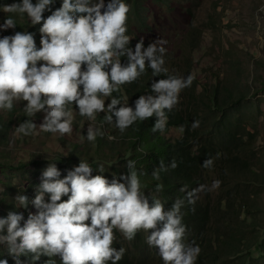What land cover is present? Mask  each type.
I'll return each mask as SVG.
<instances>
[{
  "label": "clouds",
  "instance_id": "9594fccd",
  "mask_svg": "<svg viewBox=\"0 0 264 264\" xmlns=\"http://www.w3.org/2000/svg\"><path fill=\"white\" fill-rule=\"evenodd\" d=\"M54 4L55 0H22L3 6L4 12L21 17L26 14L32 26L41 25L39 48L35 34L28 31L0 38V110L11 112L14 102L23 101L27 117L43 114L39 125L33 119L19 122L14 126L15 134L27 137L37 129L61 136L71 134L74 109L92 121L104 113L101 127L114 124L121 134L137 121L155 115L151 131L163 134L168 113L194 80L192 74L169 73L163 46L167 41L157 39L145 48L141 38L133 50L129 46L132 37L127 35L131 6L126 0H108L107 4L105 0H62L53 10ZM46 11L50 15L45 18ZM15 28L16 20L11 16L0 25V31ZM147 69L153 78L162 73L166 78L153 79L150 93L139 95L134 106L113 95L123 85L136 82ZM106 98L110 100L107 106ZM199 125L198 120L192 122L193 129ZM101 127L89 124L85 139L94 143L97 137L103 138ZM179 131H185L184 125ZM213 164V159H206L202 167L210 169ZM135 165L136 161L128 159V172L112 175L109 180L103 175V165L96 169L101 174L93 175L87 160L80 159L64 178H60L56 163H48L34 199L20 192L14 197L15 209L27 211L31 206L36 211H28L26 219L17 210L0 217V245L6 246L14 264H38L42 257H47L43 264H57V256L61 264H118L126 249L113 246L116 231L128 241L143 231L145 242L159 250L163 264H197L201 249L194 242H184L188 227L181 209L185 201L194 205L206 186L191 191L182 186L184 197L177 198L166 211L160 199L142 191L141 176L147 173ZM177 167L175 159L168 165L161 160L151 177L159 181L162 172ZM220 183L215 180L212 187ZM162 190L163 184L157 183L155 191ZM0 264H8V260L0 259Z\"/></svg>",
  "mask_w": 264,
  "mask_h": 264
},
{
  "label": "rangeland",
  "instance_id": "374dc122",
  "mask_svg": "<svg viewBox=\"0 0 264 264\" xmlns=\"http://www.w3.org/2000/svg\"><path fill=\"white\" fill-rule=\"evenodd\" d=\"M5 0H0V25L2 19L9 13L3 11ZM139 7L143 9L141 14L144 24L141 25L133 14L128 15V26L131 31L130 37L135 44L144 39L145 48L149 43L157 39L167 41L163 46L166 48L165 58L171 68L179 71L190 70L195 80L198 82L197 92L204 90V96L215 93L216 86L220 88V100H236L243 96V104L236 115H241L244 119L246 131L254 133L255 138L244 134V141L240 145L241 154L250 161L251 169L261 174L259 180L264 182V0H166V2L153 0H139ZM12 3H15L12 0ZM108 0H105V4ZM6 4V3H5ZM9 5V4H8ZM17 18L23 20L27 15ZM190 30L197 33L190 44L186 41ZM0 31V38L3 37ZM196 40L197 42H194ZM37 48L40 47V34L35 39ZM197 43V44H196ZM106 98V106L107 101ZM23 101L14 102L11 112L0 110V125L9 123V129L2 130L0 136V217H6L10 210L23 212L25 219L28 211H36L29 206V209H15L14 197L18 192L34 199L35 188L41 183L42 172L47 168L48 163H56L61 177L67 174L74 166L79 165V160L86 159L88 151H91V144L86 139L87 127L93 124L97 127L101 125L104 113H99L94 121L87 117H81L73 110L74 121L71 134L61 136L59 133L41 132L37 129L31 136L15 134V127L19 122H23ZM78 111V109H76ZM235 115V116H236ZM33 119L39 125L42 123L43 114L37 113ZM114 120V119H113ZM115 121V120H114ZM102 131L105 133L104 151L109 152L108 146L113 141L118 143L123 141V136L113 125L103 124ZM183 135L179 127L171 128L166 137L174 140ZM109 136H115V140H109ZM126 139V138H125ZM75 143L76 153L72 154L71 145ZM126 158L131 155V150L126 151ZM108 154V153H107ZM104 158V159H103ZM128 160V159H127ZM98 165L93 167V175L101 174L96 169L103 165V175L109 180L112 175H117L113 164L120 162V159H112L109 155H102ZM217 172V170H214ZM210 170L204 173L200 185H205L204 191L197 194L198 202L211 204L210 235L215 234V226H222L224 219L223 209H229L223 204V208L218 206V196L222 190V183L213 188V182L219 180L218 173ZM250 175V173H247ZM225 175L231 174L227 173ZM248 177L245 176L244 179ZM263 180V181H262ZM236 182L245 196L248 198L243 202L242 209L246 223H239L238 220L229 218L231 225L226 231L228 235L239 237L238 231L245 229V234H261L264 237V183L260 185L256 182ZM197 186V187H198ZM24 191V192H23ZM146 192V191H144ZM150 192H146L148 195ZM159 195L158 192H156ZM243 195V194H242ZM47 198V197H46ZM62 199L66 200L67 197ZM236 206L235 208H237ZM215 209H219L216 211ZM237 211V210H235ZM23 223V222H22ZM241 226L235 228V225ZM146 234L138 232V236ZM120 236V242L130 243L116 231V237ZM142 236V238H143ZM215 238V237H214ZM132 242V241H131ZM7 249L5 245H0V250ZM151 254L155 255L160 264L162 259L158 255L157 248H151ZM253 256L257 257L256 264H264L263 249L252 248ZM141 252V250H140ZM139 252V254H141ZM143 255V254H142ZM231 259V258H230ZM217 264H236L237 258ZM8 264H14L7 258ZM155 263L158 264L157 261ZM244 264H249L245 260ZM254 264V263H253Z\"/></svg>",
  "mask_w": 264,
  "mask_h": 264
},
{
  "label": "trees",
  "instance_id": "16d2710c",
  "mask_svg": "<svg viewBox=\"0 0 264 264\" xmlns=\"http://www.w3.org/2000/svg\"><path fill=\"white\" fill-rule=\"evenodd\" d=\"M14 1L15 3L22 2V0ZM138 1L126 0V3L131 6L128 15L133 14L136 20L141 22V26L145 24L141 16L143 9L139 7ZM158 1L166 2V0ZM33 3H35V0H33ZM8 4L11 5L12 0H5L4 5ZM61 4L62 0H55L53 10L58 9ZM48 15L50 13L46 11L44 17L46 18ZM8 16L16 20V28L3 31V36L13 35L16 31H28L34 33V39H36L40 34L39 28L41 25L32 26L27 16L23 20H20L16 17L15 13H9L2 19V24ZM129 28L128 26L127 35L131 34ZM187 37L186 41L191 46L193 43L191 40L197 37V33L194 30H190ZM194 42L197 41L194 40ZM129 46L134 50L133 40H131ZM120 59H122V63L126 62L124 57ZM165 61V67L169 69L170 74L179 73L182 76L191 74L190 70L179 71L178 65H176V69L171 68L166 58ZM164 78H166V75L163 73L159 77L153 78L151 69H147L146 73L136 82L123 85L120 91L113 93V95L122 97V103H129V106H134V101L138 99L139 95L150 93L151 81L153 79L159 80ZM198 86V82L194 78L191 87L182 91L179 104L168 113V124L163 134L151 131L157 119L154 115L144 122L137 121L136 124L127 129L122 134L124 137L122 142L113 141L108 146L109 152L104 151L103 138L97 137L96 141L91 144L92 150L87 152L88 156L86 155L85 160L93 168L98 165V161L102 159V155H109L112 159L119 158L120 162L113 164V168L118 175L128 172L126 166L127 159L136 161V169L147 173V175L141 176L142 191L150 192L151 197L154 199H160L165 204L166 211L171 209L172 204L177 198L184 197L185 193L180 191L182 186L187 185L188 190L191 191L197 188L200 180L203 179L204 173L206 174L210 170H217V172H214L219 174L218 177L223 185L218 196V206L223 208V204H225L229 208L222 211L224 214V219L221 220L223 224L220 227L215 226V234L213 236L210 235L212 226L209 224L211 216L209 207L211 204L209 202L201 203L196 200L194 205H188L187 201H185V206L181 209L184 214V223L188 227L184 242L186 244L194 242L195 245H199L201 252L197 264H217L224 261L225 258L229 260L237 258L238 263L236 264H244L246 259L249 260V264H256L258 260L257 257L253 256L252 248L259 247L263 249L264 240L262 242L261 234L249 233L246 235L245 229L241 228L238 231L239 237H236L228 235L226 231L231 227V225L228 226L229 218L238 220L239 223L247 224L246 219L248 217L244 216L241 219V216L245 212L242 209L244 206L243 202H245L248 196H245L243 192L241 193L242 190L236 182H241L240 180H242L244 182H256L260 185L264 183L259 180L261 174L252 170L250 161L241 154L240 145L244 141L243 135L248 134L255 138L254 133L246 131L243 117L236 115L240 111V106H242L244 99L241 95L235 101L232 99L226 100L228 97L220 100L219 86H216L214 94L210 95L208 93V95L204 96V90L200 93L197 92ZM165 111L167 112V110ZM25 117L27 116L24 114L23 120L26 119ZM113 119L115 120V117ZM194 120L200 121L199 127L195 129L192 128ZM5 125H0V136L2 130L9 129V123ZM181 125L185 127L182 136L174 140H170L169 137L165 136V133H168L171 128ZM102 129L103 126L101 127ZM76 146L75 143L71 145L73 155L76 153ZM141 148H143V151L140 150ZM124 149L126 151L131 150V155L128 158H126ZM173 159L177 162L178 167L169 169L168 172H162L159 181L153 180L151 177L153 168L158 167L161 160L164 161L165 165H168ZM206 159H213L214 161L210 169L202 167L203 161ZM227 173L233 177L225 175ZM247 173H250V175ZM245 176L248 177L244 179ZM157 183L163 184V190L158 192L159 195L155 191ZM236 206L238 207L235 208ZM215 210L218 211L219 209ZM236 227L240 228L241 226L236 224ZM142 236H138L137 233L135 239L132 242L130 241V243L120 242V236L116 237L113 246L117 249L120 247L126 249L123 259L118 264H157L155 261L160 264V260L158 261L155 255L151 254L153 251H151V248L145 242L146 237L143 236L142 238ZM7 258L13 260L7 254V249L0 250V259ZM24 259V257H21V260ZM46 259L47 257H42L38 264H43V261ZM55 259L57 264H61L58 256ZM12 262L14 263V261Z\"/></svg>",
  "mask_w": 264,
  "mask_h": 264
}]
</instances>
